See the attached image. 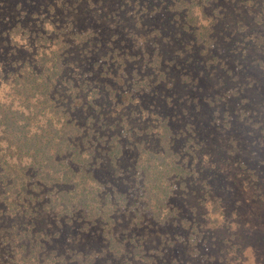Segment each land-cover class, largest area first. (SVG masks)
<instances>
[{
	"label": "rangeland",
	"instance_id": "1",
	"mask_svg": "<svg viewBox=\"0 0 264 264\" xmlns=\"http://www.w3.org/2000/svg\"><path fill=\"white\" fill-rule=\"evenodd\" d=\"M189 6L209 40L196 39ZM53 35L67 52L57 92L78 85L71 103L63 96L78 123L155 147L162 121L185 161L169 223L107 264H264V0H0L1 61ZM103 172L108 188L131 185L127 172ZM26 216L0 209V264L101 260L98 224Z\"/></svg>",
	"mask_w": 264,
	"mask_h": 264
},
{
	"label": "trees",
	"instance_id": "2",
	"mask_svg": "<svg viewBox=\"0 0 264 264\" xmlns=\"http://www.w3.org/2000/svg\"><path fill=\"white\" fill-rule=\"evenodd\" d=\"M192 12L189 6L184 15L196 39L209 40L207 25L196 24L198 16ZM51 40L41 42L29 58L0 60V209L15 218L34 211L67 219L76 215L84 225L98 224V264H107L110 254H137L144 244L149 246L143 242L147 230L169 223L167 201L174 182L186 176L185 161L176 158L162 121L155 147L143 141L128 145L130 138L115 131L105 138L96 127L99 121L78 123L63 97L68 95L71 103L78 85L69 78V93L58 94L67 52L60 37ZM110 169L129 173L131 185L121 184L125 176L116 177L109 188L103 185V171ZM120 261L127 264L129 259Z\"/></svg>",
	"mask_w": 264,
	"mask_h": 264
}]
</instances>
